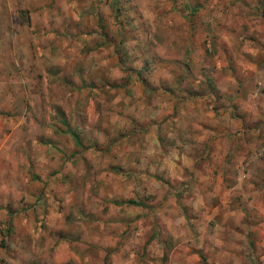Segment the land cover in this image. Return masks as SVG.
<instances>
[{"label":"rangeland","instance_id":"1","mask_svg":"<svg viewBox=\"0 0 264 264\" xmlns=\"http://www.w3.org/2000/svg\"><path fill=\"white\" fill-rule=\"evenodd\" d=\"M195 94L215 133L187 152L189 137L178 131L190 118H174ZM169 101L172 114L160 120ZM154 124L168 131L165 150L145 155ZM224 138L245 144L231 182L213 145ZM207 173L209 182L197 181ZM149 175L180 189L185 212L190 195L180 193L190 184L264 192V0H0V207L6 199L9 209L0 224L16 222L31 237L63 227L74 254L67 245L79 224L124 223L133 205L120 201L147 199ZM250 197L231 199L243 224L258 221ZM229 200L213 199L220 213L209 222L231 214ZM5 233L0 225V243Z\"/></svg>","mask_w":264,"mask_h":264},{"label":"crops","instance_id":"2","mask_svg":"<svg viewBox=\"0 0 264 264\" xmlns=\"http://www.w3.org/2000/svg\"><path fill=\"white\" fill-rule=\"evenodd\" d=\"M147 95L149 94H145L143 98L146 99ZM161 96H171L178 100L180 94L173 92L169 95L163 92L159 98ZM199 97V94H195L194 101H184L179 106L180 114L174 118L175 122L181 120L183 114L190 118V122L178 131L189 137L190 142L183 144L187 152L189 149L199 148L200 142L204 146L208 134L215 133L214 129L210 130L209 118H213L212 112L206 109L202 102L204 100ZM193 98L194 96L190 99ZM173 108V101H169L165 107L161 104L158 118L161 120V117L172 114ZM212 120L214 121V118ZM227 128L230 131L236 130L229 123ZM150 129L155 146L148 143L146 148L144 147V150L146 149L144 154L151 155L156 147L163 153L165 147L162 144L167 142L163 137L164 134H168L165 125L157 127L154 124ZM156 132L160 134L158 138ZM228 142L227 138H224L222 144L216 142L213 145L218 147L223 162H227L228 170L224 181L231 182L233 175L231 160L239 156L237 153L244 149L245 144L239 143L236 148L234 145L229 147ZM227 152L229 154L226 157ZM213 154L212 160H214ZM168 156L171 158L170 154ZM157 157L158 160L160 158L166 160L167 155ZM183 157L182 154L181 161ZM172 158H176V154ZM170 164L177 165L174 161ZM187 165L191 166L192 161L190 160ZM179 179L188 180L181 177ZM141 180L150 184L147 189L148 198L137 200L130 197L120 201L125 205H133L129 206L122 217L124 223H80L82 230L80 237L67 245L77 247V252L74 254H67L66 229L63 227L58 229L52 227L51 233L47 231L41 233L40 237L37 235L31 237V233L21 235L18 233L20 227L18 223L2 222L0 225L5 227L6 233L2 244L0 243V264H257L254 256L263 252L264 245V222L260 221L264 214V201H262L264 192L262 193L261 190L248 192L247 189L201 190L190 184L187 190H181L180 193L184 199L186 194L190 195V200L185 204L189 211L185 212L184 207L178 205L180 189L167 190L164 184L161 185L160 179L151 175ZM197 181L209 182L210 174H199ZM249 194L252 196L250 197ZM239 195L246 199L250 197L246 205L249 212H253L252 205L254 206L258 221L243 224L242 221L237 220L235 213L229 211L231 206L235 205V201L231 199ZM219 196L230 199L224 209L231 214L223 221L217 217L216 221L209 222L210 218H215L212 216L220 213L213 202V199ZM204 198L205 203L202 200ZM128 200H134L135 203H127ZM5 205L6 199L4 207H0V219L6 218L8 213L9 209ZM135 210L140 214L138 217L132 215ZM132 217V221H128ZM38 225L42 229V225ZM23 226L32 228L33 225L28 223ZM252 232L255 233V237ZM125 233H128V237L121 238L120 235ZM68 250L70 251L69 248Z\"/></svg>","mask_w":264,"mask_h":264},{"label":"trees","instance_id":"3","mask_svg":"<svg viewBox=\"0 0 264 264\" xmlns=\"http://www.w3.org/2000/svg\"><path fill=\"white\" fill-rule=\"evenodd\" d=\"M127 203H135L134 200H128Z\"/></svg>","mask_w":264,"mask_h":264}]
</instances>
